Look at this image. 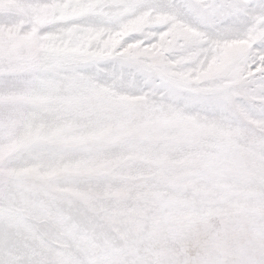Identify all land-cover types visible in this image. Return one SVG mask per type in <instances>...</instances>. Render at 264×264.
<instances>
[{
    "label": "snow or ice",
    "instance_id": "6c2138e0",
    "mask_svg": "<svg viewBox=\"0 0 264 264\" xmlns=\"http://www.w3.org/2000/svg\"><path fill=\"white\" fill-rule=\"evenodd\" d=\"M0 264H264V0H0Z\"/></svg>",
    "mask_w": 264,
    "mask_h": 264
}]
</instances>
